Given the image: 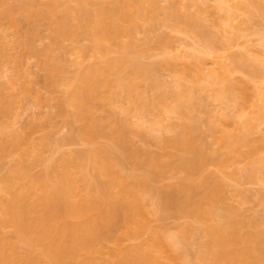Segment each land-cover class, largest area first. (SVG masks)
Returning <instances> with one entry per match:
<instances>
[{
	"label": "bare ground",
	"instance_id": "1",
	"mask_svg": "<svg viewBox=\"0 0 264 264\" xmlns=\"http://www.w3.org/2000/svg\"><path fill=\"white\" fill-rule=\"evenodd\" d=\"M7 1L0 0V4L6 5ZM18 1L17 10L6 6L5 11H0V22L6 17L15 27L21 25L22 19L38 24V19L51 17L59 9L64 11L65 16L75 10L79 16V22L82 21V28H79L81 23H77L78 20L75 21L78 25H74V27H78L87 39H85L86 42H89V44H84L85 46L81 45L80 49L82 51L95 50L99 54V60L84 66L79 62L80 67L71 78H61V80L66 79L61 82L68 80L67 83L72 88L65 93L64 101L60 105V112L63 116L67 113L70 117V121L67 123L69 126L73 121L79 124L71 125L70 135L65 138V141L60 140L59 142L58 140V146L82 140L86 144V148L83 150L72 149L69 153H63L65 156L62 155L61 160L57 162L49 160L39 173L32 174L30 169L35 167V159L31 160V158L37 156L38 151L37 153L35 151L40 142L37 140L38 143H34L35 141L28 140V144L26 143L28 147L25 146L26 144L23 146V148L26 147L24 154L29 157L31 154L30 161L33 164L27 159L24 161L28 164L24 163V157L23 159L20 157V160L13 163L15 165H10L0 177V230L9 227L14 236V241L5 235L0 239V264H189V256L186 259L187 257L184 256L186 252L183 253L182 250L178 252L179 248L177 249L176 245L185 238L184 235H187L188 227L192 223H198L201 227L205 226L208 232L209 240H211V246L207 245L209 250H205L209 253L208 260L210 262L208 264H264V233L258 228L256 230L244 228L245 218L240 211L242 209L239 208L240 210L234 213V209L228 205L226 180L233 175L230 177L225 175L224 170L230 165L229 159L221 163L212 161L211 165L216 167L215 170L204 173L208 160L204 156L202 149L204 147L200 148L201 146L199 147V144L195 143V131L198 125L196 122L191 123L192 119L188 116L190 111L187 112L189 105L186 104L190 103L189 98L192 96L193 88L187 82L193 85L204 83V87L207 86L214 92L213 94L217 96L216 99H222V97L238 92L240 96L238 104L243 106L250 95V87L255 89V94L264 99V86H262L264 79H261L260 82H252L249 79L242 80L236 75L233 76L238 71L237 69L242 67L239 55L231 56L236 67L230 68L225 60L226 56L203 47H193V53L186 54L180 49L181 47L178 46L181 50L179 51L176 46L173 53L172 38L164 36L160 42L162 45L157 49V54L162 55L157 66L171 73L178 72L177 81H175L176 88L167 90L163 87L164 83L162 84L154 76L152 71L156 67L154 63L151 65L142 62L138 58L143 56L142 53L131 56L127 52L133 47L129 41V43H125L127 39L124 41L123 38L131 36L135 28H138V20L144 16L141 4L137 6L136 0V2L134 0H105L107 1L105 5H103L105 2L103 0ZM228 1L215 0V9L224 11L219 25L226 27V35L227 32L232 34H228L229 37L226 36L227 46H230L234 44L232 42L234 33V37L238 35L244 38L250 32L247 31L249 27L246 29L241 26L243 23L240 22L241 20H236L237 16L234 10L231 12L232 6L240 9L243 7L242 10L250 14L249 7L259 4V2L231 0L232 5L229 6L227 5ZM70 2H73V5ZM150 2L152 3L151 0ZM202 4L199 7L202 8ZM87 5L91 6L88 8ZM178 6L180 7V5ZM232 13L234 14L232 15ZM18 16L21 17V21ZM65 16L58 22L56 21L57 26L52 36L54 42L56 37L65 36L72 39L78 35L75 34L79 29L73 27L71 29L72 23H69L70 20L67 21L68 18ZM180 28L178 30L182 31ZM234 29L238 31L235 32ZM260 30L262 33L257 43L249 45L250 40L248 42L247 37L246 40L239 43L242 45L241 52L243 53L241 55L246 62L247 60L251 62V59L256 64L264 62V30ZM242 31L247 33L243 34ZM195 33H198L196 29ZM32 35L30 38L20 39V45L27 47L26 50H30L29 52L34 56L43 53L46 56L44 66L50 70V76H56L57 69L49 61L51 59L49 48L38 50L33 41V37L37 33ZM169 47L171 48L167 50ZM4 50L5 48L0 49V56ZM88 51H84V53ZM116 52H122V54L114 55ZM189 56H192V61L185 63L182 58L187 61L186 57ZM207 58L211 60L209 66L206 64L209 62ZM179 60H181L180 63L183 61L185 64L178 66ZM141 80L144 84L140 86ZM9 81L11 83L10 79ZM161 87L165 91L161 90ZM24 90L27 91H23L24 94L31 92L30 87L27 86ZM102 90H107L108 94L106 95L104 92V95ZM149 91L151 94L148 98H143V101H147L150 110L157 111V115H155L158 117L153 121L149 132H153V130L172 131L173 137L164 139L166 144L176 150L191 151L192 157L185 158L174 154V159L177 157V164L171 165L170 162L163 160V156L159 152L135 147L133 140L128 135L129 127L125 124L114 125L109 134L100 124H97L93 112L94 109L101 107L102 102L111 103L117 95L119 97L128 96V98L130 96L131 99L133 96H137L139 99L142 93ZM14 98L16 97L11 98L10 101L6 100L8 103L4 105L0 99L1 115L3 112H5L3 115H6L13 109V103L18 97ZM133 101L131 100V103ZM17 102L21 101L17 100ZM15 104L17 103L15 102ZM137 113L139 114V112ZM144 113L141 112L139 115L134 113L136 115V120H134L137 125L138 122L141 123V127L146 122ZM166 113L177 114L182 121L170 122L168 120L169 122L165 123L162 120L167 116L160 115ZM169 116L167 119H170ZM228 116L234 123L239 119V116ZM254 123L248 120L244 125H241L244 131L241 137H237L233 128H229V126L221 127L216 122L208 124V129L212 133L222 132L220 140L226 144L230 153L250 158L253 166L243 174V177L249 181L257 180L264 168V160L257 155L255 147L251 144L249 131L255 127ZM5 128L4 125L6 132ZM99 138H107V141H100ZM24 139L23 136L15 135L11 143L9 140H2L0 142V161L7 158L6 156L12 153L13 148L23 144ZM27 139L29 138L27 137ZM240 147H245L246 150L241 151ZM32 153H36V155H32ZM126 164H131L129 167L132 166L128 173L124 170ZM77 169H79V175L83 180L77 181ZM173 171L176 172V175L180 173V176L177 179L174 176L176 180H174L175 183L172 180L174 187L171 191L164 192L160 188L154 187L153 182L156 183L155 181L163 177L164 174L167 175L171 172L173 174ZM171 174L170 177H172ZM234 178L238 177L234 176ZM81 180L84 181L82 188L79 186ZM77 182L80 183L77 184ZM79 192H83V195L81 193L80 196ZM259 194L261 200L264 201V190ZM156 197L155 203L153 198ZM150 205L152 207L155 205L156 210L154 209V211ZM217 205H222V207L220 206V220L215 219L214 209ZM149 206L153 210L152 213L155 212L159 215L156 214L161 221L171 214H175L177 219L181 217L183 220L186 219L185 221L181 220L183 223L180 222L182 225H179L182 228L180 234L183 233V238H180L182 236L178 235L179 233L177 235L170 233L171 235L166 236V230L163 228L165 224L161 222L164 224L163 226L161 223H156V225L154 223L158 219L157 216L155 221H152L154 223L152 225V219H150L152 213L149 215L151 212ZM223 210L225 213L221 212ZM232 214H237V217ZM152 218L154 219V217ZM188 219H192L193 222ZM185 239L187 240V237ZM126 241H128L127 244ZM169 254L172 255L169 256ZM164 256L165 260L162 258ZM203 257L204 255L201 254L196 255L197 259L203 260ZM161 258L162 260H160Z\"/></svg>",
	"mask_w": 264,
	"mask_h": 264
},
{
	"label": "rangeland",
	"instance_id": "2",
	"mask_svg": "<svg viewBox=\"0 0 264 264\" xmlns=\"http://www.w3.org/2000/svg\"><path fill=\"white\" fill-rule=\"evenodd\" d=\"M104 1L105 0H103V2ZM136 1L134 0L137 6L141 4L140 7H142L144 18L142 17L141 19L138 20L139 22V25L137 26L138 28L137 29L135 28L131 36L130 37L127 36L126 38H123V40L125 41L127 39L125 43L129 41L132 44L133 48L128 49L127 51L129 55L136 56L139 53H142L143 56L138 57L142 62L151 65L153 63L155 64L153 65L156 67H154L152 71L154 73V76H156L161 81L162 84L164 83L163 87H165V89L171 90L172 88H176L175 81H177L176 75L178 74V72L171 73L157 66V63L161 60L162 57L161 54H157V49L159 46L162 45L160 44V42H161V38L164 36L166 37L170 36V38H172L171 40L173 43V53L175 50L174 47L176 48V46L177 48L178 46L179 48L181 47L180 49L186 52V54H188L189 52L193 53L194 50L193 47H199V48L203 47L206 50L209 49L214 50L218 54H222L223 56H226L225 60L227 64L230 66V68L236 67V65L232 61V57L234 55L235 56L239 55V57L242 60L241 62L242 64H240L242 65V67L241 69L238 68L237 69L238 71H236L233 74V76L236 75L237 77H239V79L242 80L249 79L252 82L255 81L260 82L261 79H264V62L260 64H256V62H253V60L251 59V62L250 60H247L248 62L247 63L246 60L243 59L242 57L243 55H241L243 53L241 52L242 45L239 44L241 43V41L243 42L244 39L246 40V37L248 39V42L250 40L249 45L253 44L254 42L257 43L259 41L258 38L262 33L260 32L261 31L260 29L264 30V0H255L256 2H259V4L257 3L255 6L253 4L254 7L249 5L250 7L249 6L248 7L251 9L250 14L247 13L245 10H242L243 7L240 9L237 8L236 6H232L234 9L232 8L231 12L234 10L235 15L237 16L236 20L239 19L241 20L240 22H243L241 23V26L245 27L246 29L247 27H249V30L247 31L250 32L252 30L253 31L251 33L249 32L248 36L246 35L244 36V38L241 36L243 40L238 35L234 37L235 35L234 33L232 40L234 44L230 46L228 45L229 47L227 46L228 41H226V38L232 34H229V32H227V35L229 34L227 36L225 31L226 27L223 25H219L220 23L219 20L221 21V19L223 18L222 15H224V11L221 10L217 11L215 9L216 8L215 0H206V1L194 0V3L193 0H180V1L151 0L152 1V3L150 2L151 4L149 3L150 0L148 1L136 0ZM18 2H19L18 0H8L7 3H5L6 5L0 4V11L1 10L5 11L6 6L8 7L10 6L14 10H17ZM155 2H157L158 4H156ZM231 2L232 1L229 0L227 2V5L231 6L232 5ZM72 3L70 2L71 5H73ZM105 3L107 4V1H105L103 5H105ZM197 3H198V7H197ZM201 4H202V8L199 7L201 6ZM178 5H180V7ZM90 6L87 5L88 8ZM73 12L67 13L66 16L68 19L67 18L66 19L67 21L70 20L69 23H72L71 29L73 28L81 29L82 21L79 22L80 19L79 16H77L78 13L76 14L75 10ZM234 13H232V15ZM64 16H65L64 11L59 9V11H57L56 14H54L51 17L48 16L38 19V24L31 21H26V20L23 21L22 19V21L24 22L23 23L20 19L21 17L18 16L19 20L21 21V25H16V27L18 28H16L15 25L13 26L12 23H10L11 21L6 17H4L3 20L0 22V47H1L0 49L5 48L4 53L6 51V54L3 53L4 56L3 54H1L2 57L0 56V99L3 105L5 103L6 104L8 103L6 100L10 101L11 98L13 99V97L16 98L18 97L19 99L17 98V100L21 101L19 103L17 102V100L14 101L13 103L14 107H12L14 110L12 109L13 111L11 110L10 112H7L6 115H3L5 114V112H3L2 115H1L2 112H0V142L2 140L5 141L9 140V142L11 143L15 135H20L25 138L24 141L22 142L23 144L17 146L16 148L12 149L10 146H8V148L15 151L14 154L12 151L11 153L13 154L12 156H10L11 154L7 155L6 156L7 158H3L0 161V177L7 171L6 169H8L10 165H15L13 163L15 162L17 163V161L20 160V157H22L21 159H23L24 157L23 159L24 163H27L24 161L25 159H27V161L29 160L28 162H31L30 161V158L32 157L31 154L30 157L29 155H25L24 152L26 147L23 148V146L27 143L28 140L29 141L33 140L32 142L35 141L34 143L40 142L42 144V145L40 143L37 144V148L35 151L36 153L38 151L37 156L31 158V160L35 159L34 160L35 167L33 169L30 167L31 168L30 172L32 174L34 172L36 174L39 173L48 163L47 161L49 160L50 161L55 160L56 162L61 160L63 157L62 155L65 156V154L63 153H69L70 151H72V149L83 150L84 148H86V144H84L82 140H80L81 142L75 141L74 143L72 142L70 144L63 143L64 146L62 144L61 146H58L59 145L57 143L58 140L59 142L60 140L65 141V138L70 135L71 125L76 126L79 124L73 121L69 126L67 123L70 121V117L67 115V113L64 114L63 116L62 113L60 112L61 110L60 105L64 101L65 93L68 91V89L72 88V86L71 85L69 86V84L67 83L68 80L67 82L66 81L61 82L63 80H66V79L61 80V78L63 77L68 79L71 78V76L79 69L80 67L78 65L79 62H81V65L83 64V66L85 64H91L97 62L99 60V54L96 53L95 50H92L94 52H92L91 50L89 51L84 50V51H88L87 53H84V51L80 49L81 45L85 46L86 44H89V42H86L87 39L85 38V36L83 35L80 29L76 31L77 33L75 32L76 33L75 35L78 34L76 38L73 37L75 35L71 36L75 38V39L72 38L73 40L70 38H66L65 36L64 37L60 36L58 38L56 37L55 39L56 41L58 40L57 43L56 41L55 42L53 41L52 36L54 35V29H56L57 26L56 21L58 22ZM245 20L246 22H244ZM75 21H77V23L78 22L81 23L79 24L80 26L79 28L74 27V25L76 26L78 25L76 24ZM176 24L178 25V27ZM178 28L182 29V31H179ZM195 29L196 31H198V33H195ZM199 31L201 32L199 33ZM237 31L235 30V32ZM35 32L37 33V35L33 37L34 44L36 45L38 50L49 48L50 58H51V59L49 58L50 59L49 61H51L52 63L51 62L50 63L52 64V66L55 69H57L56 76H50L49 73L50 70H48L47 67L44 66L43 63L45 62L44 58H46V56H44L43 53L38 56H34L31 54V52H29L30 50L29 51L26 50L27 47L23 46L22 44L20 45L19 43L20 39L30 38L33 36L32 34ZM242 33L246 34L247 32L242 31ZM170 48L171 47L167 48V50H169ZM180 49L179 51H181ZM49 52L46 53L49 54ZM118 54H122V52L114 53V55H118ZM182 59L186 63L189 62L190 60L192 61L193 58L192 56L186 57L187 61L184 58ZM207 60L209 62H207L206 64L207 66H209L211 64V60L210 58H207ZM183 61L182 63H180L181 60H179L178 66H183L185 64ZM9 79L13 84L10 83ZM166 82L167 84H165ZM27 84H29L30 86ZM139 84L141 86L144 84V82L141 80ZM187 84L193 86L191 93L192 96L189 98L190 103L186 101L187 102L186 104L189 105L187 112L190 111L188 112V116L191 117L192 119V121L190 120L191 123L194 124V122H196V124L198 125V128L195 131V136H196L195 143L197 145L199 144V147L201 146L200 148L204 147L202 148L204 151L203 150L202 151L204 152L205 158L208 160V165L205 167L204 173H208L211 170L212 171L215 170L216 167L211 165L212 161H217L221 163L229 159L230 165L224 170L225 175L229 177L233 175L230 178H227L226 180L227 181L226 196L229 203L228 205H230L234 209V213H236L237 210L239 211L240 209H242L240 211L243 214L242 216H244L245 218V219L243 218L245 223L244 228L251 230H256L258 228L260 229V231L264 233V201L261 200V195L259 194L260 192H262V190H264V168H263V173L259 175L257 180L249 181L245 179V177H243L244 172L253 166L250 162V158L240 156L237 153H230L226 144L220 140V137L222 136V132L216 131L212 133L208 129L209 123L216 122V124L218 123V125L221 127L224 125V126H229V128H233L234 134L237 137H241L244 134L241 125H244L248 120L255 122L254 123L255 127L251 131H249L251 144L255 147L257 151V155L264 160V99H261L262 98L261 96L255 94V89L250 87L249 89L250 95L248 96L246 103L243 106H239L238 102L240 103V96L238 92H235L232 95L225 96L224 98L222 97V99L220 98L216 99L215 97L217 96L213 94L214 92L209 87L207 86L204 87L203 85L204 83L201 82L199 84L193 85L187 82ZM26 86L30 87L31 89L30 90L31 92H29V94L27 93L24 94V92L26 91L24 90ZM163 87H161V90L165 91ZM174 90L176 91V89ZM102 92L103 93L105 92L106 95L108 94L107 90L105 91L102 90ZM150 94L151 91L147 93L144 92L142 93L139 99L137 96H133L132 97L133 99H131L130 96L128 98V96L119 97V95H117L114 101L111 103L108 101L102 102V104L100 105L101 107L94 109L93 112L97 124H100L102 128L105 130V132H107V134L111 133V129L112 127H114V125L125 124L126 126L129 127L128 135L129 138L133 140L132 142L133 144H135L134 145L135 147H137L138 149H143V148L148 149L151 152H155V151L159 152L163 156L162 157L163 160H165L166 162L167 161L170 162L171 165L173 163L177 164V157L176 159H174L175 155H181L182 157L185 158L192 157L193 153L191 151L176 150L173 147L170 148L171 146L166 144V141H164V139L166 140L172 138L174 135L172 131H171L172 133L169 131L164 132V130L162 131L153 130V132L152 131L149 132V128H151L153 121L156 118H158L156 116L157 111L152 109L150 110L147 101H143L145 98H148ZM131 100L132 101L134 100L133 103H131ZM15 102L17 104H15ZM68 110L70 111V109ZM137 112H139V114L141 112H145L144 114H146L145 115L146 120L145 119L144 120L146 122L145 125L144 123L142 125L144 127L147 124V126L145 127L147 129L145 128L143 129V127H141L140 125L141 123L139 122L138 125L136 124L137 123L135 122L136 115H139ZM65 115H67L68 117ZM176 115L177 114L174 113H166L160 116L170 117V119H167L166 117V119L162 120L165 121V123H167L168 120H170V122H177L178 120L182 121V119H179L178 115L177 116ZM228 115H232L234 117L239 116V119H237L238 121L236 120L234 123L231 117H229ZM4 125L6 127L5 128L6 132L4 131ZM27 137L29 139H27ZM37 140L39 141L37 142ZM99 140L107 141V138L105 139L99 138ZM27 144L25 146L28 147ZM160 146L162 147L160 148ZM240 149L241 151L246 150L245 147H240ZM36 153H32V155H36ZM130 165L126 164L124 169L125 171H127L126 173H128V171H131L132 166L129 167ZM77 170L78 171L76 172V178L77 181H79L82 178L79 175L80 173L79 169ZM170 174L169 173L167 175L164 174L163 177L155 181L156 183L154 182L151 183L154 185V187L156 186L158 189L160 188V190H163L164 192H169L174 187V183H175L174 180H176L177 177L180 176V173L176 175V172L174 171H173L174 175L171 174L172 177H170ZM174 176H176V179L174 178ZM234 176H237L238 178L236 179L234 178ZM82 180L80 181L81 183L79 182L81 185L77 182V184H79L81 188L84 186L83 185L84 181ZM172 180L174 181V183ZM81 193L83 195V192H79L80 196ZM153 199L154 201L155 200L157 201V197ZM150 206L152 207V205ZM220 206L222 207V205H217L214 209L216 216L215 219L217 220L221 219ZM234 207L235 208L237 207L236 210ZM152 209L156 210L155 205H153ZM153 210L149 212V215L150 213L153 212ZM221 212H224V210ZM156 214L157 213L155 212L151 214L152 215L150 216L151 217L150 219H152L151 222L155 221V218L158 215ZM171 215L170 216L168 215L169 217L167 216L166 219L162 217L164 218L162 219V221L161 219L159 220L158 218L159 215H158L157 216L158 219L154 222L155 225L156 223L159 224L163 222L165 224V227H163L164 224L161 223V225H163L162 227L164 228V230H166L165 231V235L167 234L166 236H169L170 233L175 235L179 233L178 235L182 236L183 233L182 235L180 234L181 233L180 229L182 228L179 227V225H182L180 224V222L185 221L186 219L184 218L185 220H183L181 219L182 217L177 219L175 214L172 216ZM232 215L233 216L236 215L235 217H237V214H232ZM152 217H154V219ZM188 220L191 221L192 219H188ZM153 222L152 225H154ZM192 224L190 227H188L189 229L188 232L189 234L187 233L188 236L184 235L185 238L187 237V240L184 238L182 239V242L180 241V244L176 245L177 249L179 248L178 252L179 250L180 252L182 250L183 253L186 252L184 256L185 258L187 257L186 259H188L189 256L188 259L189 264L190 263L208 264L210 262V260H208L209 253L206 251H208L209 247L211 246V240H209L210 238L208 236V232L205 226L201 227L198 225V223L197 224L195 223L196 225L194 223ZM4 235L7 236L12 241H14V236L11 231V228L7 227L0 230V239ZM180 238H183V236ZM127 242L128 241H126V244ZM207 245L210 246L208 247ZM0 249H1V245H0ZM191 254L193 255V257ZM197 254L204 255L203 260L197 259L196 258ZM170 255L172 254H169V256ZM162 258L163 260H165L166 257L164 256ZM162 258L160 260H162Z\"/></svg>",
	"mask_w": 264,
	"mask_h": 264
}]
</instances>
